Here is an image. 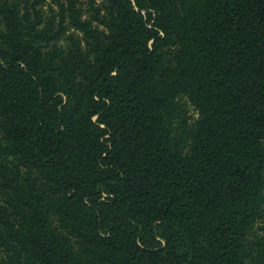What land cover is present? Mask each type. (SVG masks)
Here are the masks:
<instances>
[{
    "label": "trees",
    "instance_id": "16d2710c",
    "mask_svg": "<svg viewBox=\"0 0 264 264\" xmlns=\"http://www.w3.org/2000/svg\"><path fill=\"white\" fill-rule=\"evenodd\" d=\"M0 264H264V0H0Z\"/></svg>",
    "mask_w": 264,
    "mask_h": 264
},
{
    "label": "rangeland",
    "instance_id": "374dc122",
    "mask_svg": "<svg viewBox=\"0 0 264 264\" xmlns=\"http://www.w3.org/2000/svg\"><path fill=\"white\" fill-rule=\"evenodd\" d=\"M45 8H47V7H45ZM187 106H188V105H187ZM188 108H189L190 112L195 116V113H194L193 108H192L191 106H188Z\"/></svg>",
    "mask_w": 264,
    "mask_h": 264
}]
</instances>
